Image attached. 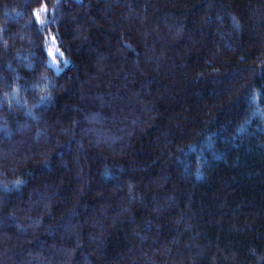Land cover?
<instances>
[{"label": "trees", "instance_id": "obj_1", "mask_svg": "<svg viewBox=\"0 0 264 264\" xmlns=\"http://www.w3.org/2000/svg\"><path fill=\"white\" fill-rule=\"evenodd\" d=\"M0 264H264V0H0Z\"/></svg>", "mask_w": 264, "mask_h": 264}, {"label": "rangeland", "instance_id": "obj_2", "mask_svg": "<svg viewBox=\"0 0 264 264\" xmlns=\"http://www.w3.org/2000/svg\"><path fill=\"white\" fill-rule=\"evenodd\" d=\"M47 11V6L43 5L35 10V18L38 22L45 21V12ZM45 49L47 53L48 64L55 70H62L68 63L69 59L65 57L63 51L57 44V40L53 34H49L46 37Z\"/></svg>", "mask_w": 264, "mask_h": 264}]
</instances>
